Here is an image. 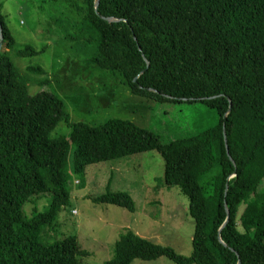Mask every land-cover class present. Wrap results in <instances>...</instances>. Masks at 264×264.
I'll use <instances>...</instances> for the list:
<instances>
[{"label":"trees","instance_id":"1","mask_svg":"<svg viewBox=\"0 0 264 264\" xmlns=\"http://www.w3.org/2000/svg\"><path fill=\"white\" fill-rule=\"evenodd\" d=\"M94 1L66 0L97 32L91 62L117 73L132 93L199 101L217 120L168 141L127 119L71 121L54 92L28 94L9 55L15 40L0 0V264H79L86 254L74 234L40 240L69 198L70 144L75 169L156 150L164 185H177L188 199L189 255L128 229L104 264L160 256L177 264H264V0H98L96 11ZM42 50L25 45L15 52ZM60 120L69 133L50 136ZM36 198L47 200L45 208L25 214L23 204ZM94 201L135 209L126 191H106Z\"/></svg>","mask_w":264,"mask_h":264},{"label":"rangeland","instance_id":"2","mask_svg":"<svg viewBox=\"0 0 264 264\" xmlns=\"http://www.w3.org/2000/svg\"><path fill=\"white\" fill-rule=\"evenodd\" d=\"M2 1L1 13L15 40L9 55L27 79L28 94L54 92L62 99L71 121L95 125L110 117L127 119L153 131L162 141L200 132L216 122L215 110L202 102L159 101L132 93L117 73L91 62L97 32L77 17L66 0ZM25 45L43 50L35 55H17L15 51ZM36 66L44 73L28 69ZM69 131L60 120L50 136L67 135ZM72 151L70 144L64 162L69 198L52 226L41 232V241L74 234L86 252L78 256L79 264H104L113 253L114 242L128 229L179 254H190L194 221L188 212V199L177 185H164V162L156 150L78 169L73 166ZM260 188L264 189V180ZM106 191L129 193L134 211L94 201ZM46 204L45 198H36L24 203L22 210L30 215ZM130 264L177 263L160 256L134 259Z\"/></svg>","mask_w":264,"mask_h":264},{"label":"water","instance_id":"3","mask_svg":"<svg viewBox=\"0 0 264 264\" xmlns=\"http://www.w3.org/2000/svg\"><path fill=\"white\" fill-rule=\"evenodd\" d=\"M97 5H98V0H95V1H94V10H95V11H96V7H97ZM98 16L101 17V18H103L104 20H106V21H108V22H111V21H114V20H115V19H113L112 17H103V16H101V15H99V14H98ZM1 45H2V32H1V29H0V48H1ZM146 64L148 65L147 62H146ZM142 72H143V71H142ZM142 72H141V73H142ZM136 78H137V77H135V78L133 79V81H135ZM149 90H152V89H149ZM183 100H186V99L183 98ZM230 105H231V103H230V100H229L228 111H229V109H230ZM225 148H226V152L228 153L226 142H225ZM226 212H227V215H226V218H225V220H224L222 226H223V225L227 222V220H228V211H226ZM222 226H221V227H222ZM219 240L221 241L220 237H219Z\"/></svg>","mask_w":264,"mask_h":264}]
</instances>
